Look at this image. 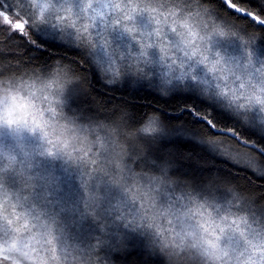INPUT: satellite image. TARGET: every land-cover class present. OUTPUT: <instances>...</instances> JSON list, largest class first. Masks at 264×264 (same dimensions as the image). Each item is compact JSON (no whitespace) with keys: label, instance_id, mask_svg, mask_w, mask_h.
I'll use <instances>...</instances> for the list:
<instances>
[{"label":"snow or ice","instance_id":"obj_1","mask_svg":"<svg viewBox=\"0 0 264 264\" xmlns=\"http://www.w3.org/2000/svg\"><path fill=\"white\" fill-rule=\"evenodd\" d=\"M240 172L264 182V0H0V264H264Z\"/></svg>","mask_w":264,"mask_h":264},{"label":"trees","instance_id":"obj_2","mask_svg":"<svg viewBox=\"0 0 264 264\" xmlns=\"http://www.w3.org/2000/svg\"><path fill=\"white\" fill-rule=\"evenodd\" d=\"M54 52H59L62 55H66L69 57V59H76L79 60L81 57H79L76 53L68 51L64 52L63 50H53ZM97 87L100 89V95H96V93H93V95H96L97 101L100 104L105 103L107 100L112 99L115 97L116 99H112V105H115L118 102V99L123 96L124 99H127L130 101V104L132 106V110L134 111H151V108H148L147 105H156L160 107H165L167 108L170 112L172 110L177 109L180 105L184 103L183 99H176V100H171L167 104H164L162 101H160L158 98L153 97L152 95L141 92L139 94H129V93H124V92H109L107 96L103 95L104 89L100 86L97 85ZM110 105V107L112 106ZM174 115H178V112H173ZM230 146L233 148H238L240 147L239 145H236L235 142H229ZM241 151H244L241 149ZM208 163H212L211 161H208ZM217 168H228L227 165L224 164H219L217 163ZM229 171L235 172L236 169H228ZM245 176H247V179H245ZM251 181V184L249 183ZM234 183L239 184L240 186L249 189V190H254L257 194L264 192V187L256 188L255 185L259 183H264L257 181L256 178L251 174V173H245V172H240L238 177H236ZM147 259V257H139V256H132L128 258L127 264H139L140 261ZM116 264H126L124 260H117Z\"/></svg>","mask_w":264,"mask_h":264}]
</instances>
